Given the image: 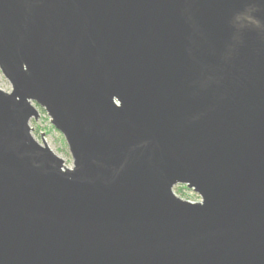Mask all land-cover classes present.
I'll return each instance as SVG.
<instances>
[{"label": "water", "instance_id": "obj_1", "mask_svg": "<svg viewBox=\"0 0 264 264\" xmlns=\"http://www.w3.org/2000/svg\"><path fill=\"white\" fill-rule=\"evenodd\" d=\"M0 70V264H264V0H0Z\"/></svg>", "mask_w": 264, "mask_h": 264}, {"label": "rangeland", "instance_id": "obj_2", "mask_svg": "<svg viewBox=\"0 0 264 264\" xmlns=\"http://www.w3.org/2000/svg\"><path fill=\"white\" fill-rule=\"evenodd\" d=\"M0 89L11 92L12 85L9 80L3 75L0 70ZM34 105L39 109L40 117L35 120L32 119L30 126L32 128V135L41 144H47L52 151L65 160V164L69 168H73V157L70 153L68 143L61 132L56 130L50 121L47 112L40 108L36 103ZM174 192L182 199L191 202H201V197L193 190L188 189L185 185H178L174 187Z\"/></svg>", "mask_w": 264, "mask_h": 264}]
</instances>
